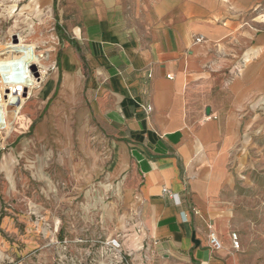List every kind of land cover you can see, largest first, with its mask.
<instances>
[{"label": "crops", "instance_id": "obj_1", "mask_svg": "<svg viewBox=\"0 0 264 264\" xmlns=\"http://www.w3.org/2000/svg\"><path fill=\"white\" fill-rule=\"evenodd\" d=\"M144 2L139 25L118 0L82 4L33 131L118 195L132 264H242L222 191L233 150L264 131V0Z\"/></svg>", "mask_w": 264, "mask_h": 264}, {"label": "rangeland", "instance_id": "obj_2", "mask_svg": "<svg viewBox=\"0 0 264 264\" xmlns=\"http://www.w3.org/2000/svg\"><path fill=\"white\" fill-rule=\"evenodd\" d=\"M86 1L0 0V41L37 46L34 72L30 67L35 84L4 94L9 128L0 131V264H132L120 235L126 225L118 195L104 193L101 179L91 184L78 179L71 152L51 139L39 140L33 131L40 119L33 116L43 107L39 89L58 66L54 57L61 45L75 44ZM118 4L131 25L141 24L144 0ZM9 156L11 162L2 167ZM229 169L222 199L242 240V264H264V131L233 150ZM114 237L122 248L108 244Z\"/></svg>", "mask_w": 264, "mask_h": 264}, {"label": "bare ground", "instance_id": "obj_3", "mask_svg": "<svg viewBox=\"0 0 264 264\" xmlns=\"http://www.w3.org/2000/svg\"><path fill=\"white\" fill-rule=\"evenodd\" d=\"M36 47L32 43L8 42L3 44L0 41V131L9 128L8 114L4 107V94L10 87L20 84L32 87L36 82L32 74L34 72L32 66L37 62Z\"/></svg>", "mask_w": 264, "mask_h": 264}, {"label": "built area", "instance_id": "obj_4", "mask_svg": "<svg viewBox=\"0 0 264 264\" xmlns=\"http://www.w3.org/2000/svg\"><path fill=\"white\" fill-rule=\"evenodd\" d=\"M145 109L147 112H150L152 110V106L147 105ZM210 241L215 249H220L223 246V242L221 241V239L215 232L210 233ZM232 241H233L234 248L239 249L241 247V243H240L237 232L232 233ZM108 244H110L112 247H115V248H122V243L120 239L116 237L111 238L108 241Z\"/></svg>", "mask_w": 264, "mask_h": 264}, {"label": "trees", "instance_id": "obj_5", "mask_svg": "<svg viewBox=\"0 0 264 264\" xmlns=\"http://www.w3.org/2000/svg\"><path fill=\"white\" fill-rule=\"evenodd\" d=\"M58 27V33L61 34L62 31H60V26H57ZM34 123L31 125V128L33 127Z\"/></svg>", "mask_w": 264, "mask_h": 264}]
</instances>
